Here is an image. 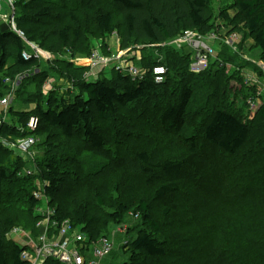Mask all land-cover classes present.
Listing matches in <instances>:
<instances>
[{
	"label": "trees",
	"instance_id": "obj_1",
	"mask_svg": "<svg viewBox=\"0 0 264 264\" xmlns=\"http://www.w3.org/2000/svg\"><path fill=\"white\" fill-rule=\"evenodd\" d=\"M94 2L97 3L96 0H92L91 3L86 0L84 4L85 6L89 5L88 8H92L91 5ZM234 2L236 8L246 15V27L253 33L256 46L264 53V0H234ZM70 3L72 8H70ZM74 3L82 4V0H14L15 21L18 29L24 32L28 40L38 44L44 50H52L51 53L56 54L54 60L49 62L34 58L24 59L22 53L27 50V44L7 24L0 23V75H3L0 77V99L6 96L1 92L2 87L6 88L2 85L1 79L4 83H6L7 77H10L12 81H19L7 73L14 67L26 68L36 65L35 67L39 68L37 64L39 62L49 63L54 69L57 67L56 61L58 69L59 64L63 63L73 73L80 72L79 78L71 73L67 76L68 82L72 83L75 88L79 85V93L75 95L72 102L66 101L65 97L63 99L57 96L29 93L25 102L35 105V107L32 110L18 111L16 108L13 112L8 111L12 117L8 123L5 122L0 127V137L11 136L16 139L33 134L38 138L41 136V131H38L40 127H43V133L47 135L53 133L57 137L58 144L51 146L55 148L53 149L55 152L48 154L49 157H52L49 159L43 157L44 165L39 160L37 165L45 176L44 191L52 202V200L56 201L55 198L66 183L65 174L71 175V171L66 168L63 172L61 171L64 167L63 163H65L64 155H67L71 161L72 155L76 151H83L85 159L90 164L88 173L94 178L107 177L111 170L115 169L104 149L107 138L94 123L95 117L108 123L115 134L119 108L142 104L147 100H154L160 106L164 104V101H160L163 95L168 93L174 95L173 103H166L162 109L158 107L161 110L159 123L162 131L181 137L190 144L193 151L197 150L201 136L207 145L218 150L221 155L227 156L226 160L221 161L218 176L215 175L212 180L215 183L207 182L206 176L198 174L200 188L197 191L202 194L194 211H198L200 215L205 213L215 215L224 228L228 223L226 220L228 214L233 215L230 228L224 233V247L219 250L212 249L191 264H264V134L251 138V122H245L241 114V112L245 114L246 105L242 106L243 110L234 112L230 105H225V100L218 99L219 95L212 92L200 93V89L194 86L193 81L202 79L208 74L207 79H210L211 82L214 74L209 70L201 74L193 73L190 70V58L187 60V57H183L175 51L170 52V48L166 50L169 52V57L166 56L164 62L157 60L151 62L148 58L142 64L152 68L160 62L167 66V78L161 84H157L151 74L142 81L133 82L130 76L120 72H117L115 80L117 86L113 84L115 81H108V78L88 80L84 76L88 67L76 66L65 58L60 59L61 56H59V54H66L68 50L75 53L81 34H89L80 28L83 21L78 19ZM112 3L122 17V30L119 32L116 30L114 11L105 10L103 6L95 9L93 22L97 33L105 40L110 37L111 32L112 34L118 33L122 49L132 44L133 46L137 44H148L149 46L164 43L174 39L180 33L192 29L209 31L213 19L209 0H112ZM48 44L49 47H46ZM107 47L103 48L105 53H108ZM94 49H91L86 57H90ZM236 52L233 50L234 54ZM226 54L233 57L231 52ZM172 68L179 80L172 78ZM257 69L262 71L260 68ZM41 71L45 74L41 79L44 84L48 80L45 76L46 73L49 74V69H41ZM223 72L226 73L225 70H222ZM226 76L228 80L231 78L240 82L243 80L238 72ZM21 84L20 79L17 86L20 87ZM254 91L253 88L243 87L240 94L242 93L246 99L245 103H248V98L254 94ZM261 95L264 97V92ZM259 115L264 120V100ZM31 116H36L39 119L38 132L35 131L38 136L27 128ZM200 117H203V122L198 124H201L199 131L201 134H198L195 124ZM78 132L81 133L82 140L76 138ZM42 144L43 142L40 143L39 140L37 146ZM0 152L10 153L1 143ZM21 158L22 156L14 160L13 155L7 158L8 162L12 163L9 164L11 171L2 160L0 162V207L5 201L4 191L10 179L15 184L24 180L31 188L33 186V190H29L27 193L29 197L26 204L29 205L27 207L31 223L29 224V221L26 220L15 222L10 217L5 221L10 224L11 230L21 227L30 230L33 236L37 237L40 232L37 223L41 216L35 213V209L40 201L33 196V191L36 189L33 180L37 178L38 172L29 175V179L19 176V168L21 169L23 164ZM123 166L131 173L145 177L148 183H157L155 200L179 193L181 190L180 180L184 163L180 158L162 159L156 150L152 153L137 150L132 155L125 157ZM201 186H204L208 192L204 193ZM210 186L211 190L209 191ZM208 203L211 205L206 206ZM51 206L56 211L55 219L59 221L70 219L73 226L80 228L88 235L89 242L106 236L94 226L95 223L100 222L101 217L97 214L89 215L84 205H76L72 212L61 211L53 204ZM204 207H206L205 211ZM118 208V213L129 209L126 204L122 203ZM149 209L150 206L145 200H141L133 208L132 212L139 216L143 214L148 227L141 229L138 237L132 243V254L127 264H159L156 259L167 256V250L160 239L161 228L151 218ZM170 211V209L165 210V215H169ZM115 217L116 221H119L121 216L115 214ZM113 220L115 219L113 218ZM235 233H238L239 237L230 240ZM10 241L7 245L4 233L0 235V264H9V261L13 264H27L21 258V253L26 248L23 242L15 239ZM244 247H249L252 250V256L245 257L242 254ZM113 253L114 250L104 261L110 256L113 257ZM45 264L62 263L50 258Z\"/></svg>",
	"mask_w": 264,
	"mask_h": 264
},
{
	"label": "rangeland",
	"instance_id": "obj_2",
	"mask_svg": "<svg viewBox=\"0 0 264 264\" xmlns=\"http://www.w3.org/2000/svg\"><path fill=\"white\" fill-rule=\"evenodd\" d=\"M88 1L89 3L92 2V0ZM96 1L97 3L94 2V4L96 3L95 5L92 3V8H88L89 5L85 6L84 2H86V0H82V4L79 5L74 3L78 19L83 21V25H81L80 28L83 31H87L89 34H81L80 39L77 41L78 49L75 53L68 50L66 54H59V56H61L60 59L65 58L73 62L76 66H83L81 61L86 58L91 49L101 48V51L104 52L103 48L106 46L109 47L110 45L108 44L111 43L112 49L115 51L116 41L113 34H117L119 37L118 33L114 32L112 34L111 32L107 40L103 39L95 29L96 26L93 22V17H95V9L100 6H103L105 10L114 11L115 26L118 32L122 30V17L112 3V0ZM209 1L210 11L213 15V19L210 23V30L199 31L197 29H192L188 31L202 35H206L208 32L212 31H216L220 35L236 33L237 37L235 42L237 45L239 43V45L237 46V52L234 54L229 46L220 43L219 40L215 43H211V47L215 48V55L212 56V66L202 73L208 70L212 71L211 73L214 74L212 75L213 80L210 82V79H207V74L205 77H202V79L194 80L193 84L200 89L199 92L202 94L212 92L215 95H219L218 99L225 100V105H230L231 110L234 112L243 110L242 106L245 104L246 112L245 114L241 112V114L245 122H251V138H255L258 135L262 136L264 134V120L260 117L259 110L263 104L264 97L258 94V90H255L253 102L245 103L246 99L240 92L244 87L243 72H246V67H248L249 70L259 68V64L264 67V53L256 46L257 44L254 40L253 33L246 27L247 17L236 8L234 0ZM3 6H7L5 1H2V7ZM70 8H72L71 3ZM20 12H22L21 9ZM184 33H180L178 36H183ZM105 41L106 43H104ZM172 41L173 38L164 43L151 44L150 47L148 44H137L134 46L132 44L129 47L123 48L124 50L122 48L120 49V42L117 47L122 52V56L125 58L126 63H135L143 66L142 64L145 63L148 58H150L151 62L154 60L164 62L166 56L169 57V52L166 51L169 48V50H171L170 52L175 51L183 57H187V60L190 58L191 63L192 57H194L191 47L185 46V44L175 45ZM46 47H49V44L46 45ZM50 52H52V50ZM230 52L233 57H229L228 54H226H230ZM53 54L54 60L56 54ZM219 58H221L222 62L218 66L217 59ZM77 59H79V61H77ZM37 64L39 68L35 67L36 65L26 68L14 67L7 72L9 73L8 75L14 79H21L22 84L20 87L17 86L18 88L16 87L14 91H12V86L4 83L3 79H1L2 85L6 87L3 88L1 86V92L9 98L10 95L12 96V103L9 107H6L5 110H9L10 112L15 111L16 108H18L17 110L24 108L32 110L35 105H30L29 108V104L25 102L29 93H37L44 96L51 95V97L57 96L63 99L65 97L66 101L69 102H72L75 95L79 93V85L77 86L78 88H75L72 83L68 82L67 76L71 73L79 78L80 72L73 73L65 67L63 63L59 64L58 69L56 61L55 64L57 67L54 69H52V65L49 63L37 62ZM224 67L226 68L223 69ZM46 68L49 69V74L47 75L46 73L45 78L50 77L52 80V87L49 92L44 91L43 86L45 83L42 84L41 81L45 75L41 69ZM222 70H225V74L230 76L238 72L243 80L241 82L233 78L228 80V77L224 72L222 73ZM117 72L118 71L110 66V68L100 69L94 74L91 70L87 69L84 76H90V78H87L88 80H105V78H108V81L113 82L116 80ZM172 78L174 80H179L173 68ZM70 82L72 81L70 80ZM113 84L117 86L116 81L113 82ZM174 100V95L169 93L163 95L160 99L161 102L164 101L163 105H166V103H173ZM163 105L159 106L156 104V101L147 100L142 104H134L127 108H119L115 134L108 123L99 117L94 118V123L99 131L107 138V144L104 149L108 158L114 164L115 169L113 168L114 170H111L109 176L102 178H94L91 176L88 173L90 164L87 159H85V153L83 151H76L72 155L71 161L67 155L63 156L65 163H63L64 167H62L61 171L63 172L66 168L71 171V175H68V173L65 174L67 178L66 183L55 198L56 201L52 200L51 204L61 211L67 210L69 212H72L76 205H84L89 215L97 214L101 217L100 222L95 223L94 226H96V229L102 231V234H106V237H111L114 242L113 257L110 256L106 261L103 260V264H127L132 254V243L138 237L139 231L148 227L147 220L143 214L137 217L136 213L132 212L133 208L136 207L141 200H145L149 204L151 218L155 220L161 228L160 239L167 250V256L158 257L156 261L159 264H191L202 258L212 249L219 250L225 245L224 233L230 228L233 215L228 214V217H226L228 223L224 228L219 218L215 217V215H208L206 213L200 215L198 211H194V208L197 207L202 194V192L199 193L197 191V189L200 188V185H198V174L206 176L207 182L212 181L215 175L218 176L221 161L226 160L227 156L221 155L218 150L207 145L206 141L201 138V136L197 150L193 151L190 144L181 137L169 135L162 131L159 117L161 114L160 109L164 107ZM158 107L160 109H158ZM11 117L12 114L9 113L7 117L8 120H10ZM202 119L203 117H200L196 120L195 126L198 134H201L199 133L201 124H198ZM38 131H41V136H38ZM38 131L35 132V134L38 136L40 143L43 142V144L41 146H34L29 153L19 154L15 150L9 148H7L10 152L9 154L0 152V162L2 160L4 165L9 167L8 169L11 168L9 164H12L7 160L9 156L13 155L15 160V158H20L23 155L21 158L23 164L21 169L19 168V173H17L19 176L21 174V177L29 179L30 176L27 174L28 170L38 172L36 174L37 178L33 180L35 188L43 187V181L45 180V176L41 173L39 166H37L38 160L44 165L42 160L43 157H48V159L51 158L52 156L49 157L48 154L55 152V150H53L55 148L51 146L59 142L53 133H51V135L43 133V127H40ZM81 136L80 132L76 134V138L80 140H82ZM0 138L9 139L8 136ZM10 138L12 140L15 139L11 136ZM1 144L4 147V144ZM137 150L148 151L149 153L156 150L162 159H182L184 170L180 180V192L155 200L154 194L157 183L150 184L145 177L131 173L123 166L125 157L132 155ZM253 156L255 157V155ZM9 171H11V169ZM212 182L215 183V181ZM33 188V186L31 188L24 180L20 181L18 184H15L12 179L7 182L4 191L5 201L0 207V235L4 233L7 245L11 242L10 240H18L15 236L16 231L13 232L10 224L5 221L8 217L12 218L15 222L26 220L29 221V224L31 223V217L28 211L29 208L27 207L29 205L26 204L29 197L27 193H29V190H33ZM201 188H203L204 193L208 192L204 186H201ZM210 190L211 186L209 188V191ZM10 191H12V193H10ZM121 203L126 204L129 209L125 212L118 213V206ZM208 205L211 204L208 203L206 206ZM205 208L206 207H204V211L206 210ZM167 209L171 210L169 215H165V210ZM115 214L121 216L119 221H116L117 218ZM113 218L115 220H113ZM17 232L20 234V237L23 238L26 234H28L29 237H34L32 232L27 229L21 228V230ZM238 237L239 234L235 233L230 240H235ZM251 252L252 250L249 247H244V252L242 254L245 257L252 256ZM89 260L92 259H88V261ZM95 261H97V259H95ZM9 264L13 263L9 261ZM100 264L102 263L100 262Z\"/></svg>",
	"mask_w": 264,
	"mask_h": 264
},
{
	"label": "built area",
	"instance_id": "obj_3",
	"mask_svg": "<svg viewBox=\"0 0 264 264\" xmlns=\"http://www.w3.org/2000/svg\"><path fill=\"white\" fill-rule=\"evenodd\" d=\"M2 1H5L7 6L2 7ZM15 16L16 8L14 0H0V23L7 24L12 31L16 32L25 41L28 48L22 53L24 59L28 60L34 58L45 62L53 60V54L51 52L44 50L38 44L28 40L24 32L18 29ZM186 32L184 35L182 34L183 36L180 35L175 37L172 42L175 43V45L185 44V46L191 47L194 57H192L190 70L193 73H202L212 66V56L215 55V48L211 47V43H215L219 40L220 43L229 46L233 50H238V45L235 42L237 37L236 33L220 35L216 31H212L208 32L206 35H202L192 33L191 31ZM113 36L116 41L115 51L112 49L111 43L107 48L108 53L102 52L101 48L95 49L90 57H86L88 62L86 67L89 68L88 70H91L94 74L100 69L103 70L111 66L114 70L130 76L133 82L142 81L149 74L153 76L157 84L166 81L168 68L160 62L156 63L152 68L137 65L135 63H126L120 51L121 47L120 49L117 47L120 44V37H118L117 34H113ZM150 46L151 45H149V47ZM221 62V58L217 59L218 66ZM258 66L262 71H258L257 69L249 70L248 67H246V72H243L244 86L258 90V94H261L264 92V67L260 66V64ZM86 78H90V76ZM6 83L12 86V91H14L18 85V82L12 81L10 77L6 78ZM51 84L52 80L48 78L43 86L45 92L51 90ZM253 100L254 94L248 98V102L251 103ZM10 102L11 95L10 98L5 96L0 99V127L7 122L8 110H5V108L9 107ZM1 113L3 114L1 115ZM38 125V117L31 116L27 125L28 130L34 133ZM8 138V140L0 138V142L3 143L6 148L15 150L19 154L29 153L39 141V138H36L33 134L14 140L10 137ZM35 172L36 171L28 170L27 174L34 175ZM33 196L40 201L35 209V213L41 216L37 223V227L40 228L39 234L37 237H29L28 234H26L23 238L20 237V234L17 232L21 230V227L13 228V232L16 231L15 236L18 241H22L26 247L21 253V258L27 264H45L50 258H54L62 264H100V262L102 263L114 250V242L111 237L102 236L95 241L89 242L90 238L88 235L82 232L80 228L73 226V222L70 219H64L62 221L55 219L54 215L56 211L51 206L50 199L44 191V185L43 187H37L33 191ZM136 215L139 217V214L136 213ZM88 259L92 260L88 261ZM95 259H97V261H95Z\"/></svg>",
	"mask_w": 264,
	"mask_h": 264
},
{
	"label": "crops",
	"instance_id": "obj_4",
	"mask_svg": "<svg viewBox=\"0 0 264 264\" xmlns=\"http://www.w3.org/2000/svg\"><path fill=\"white\" fill-rule=\"evenodd\" d=\"M133 52V51H132ZM77 61H79V59H77ZM78 63H80V62H78ZM81 63H82V65L83 66H87L88 65V62H87V58H85V59H83L82 61H81ZM31 106H32V104H31ZM34 106V105H33ZM29 108H30V105H29ZM22 110H28L27 108H24V109H21L20 111H22ZM19 111V110H18Z\"/></svg>",
	"mask_w": 264,
	"mask_h": 264
},
{
	"label": "clouds",
	"instance_id": "obj_5",
	"mask_svg": "<svg viewBox=\"0 0 264 264\" xmlns=\"http://www.w3.org/2000/svg\"><path fill=\"white\" fill-rule=\"evenodd\" d=\"M20 83V80L18 81V84ZM17 87V86H16ZM262 94V93H261ZM12 103V96H11V102L10 104ZM10 106V105H9ZM18 109V108H17ZM0 110H1V107H0ZM9 111V110H8ZM7 123H8V118H7Z\"/></svg>",
	"mask_w": 264,
	"mask_h": 264
},
{
	"label": "snow or ice",
	"instance_id": "obj_6",
	"mask_svg": "<svg viewBox=\"0 0 264 264\" xmlns=\"http://www.w3.org/2000/svg\"><path fill=\"white\" fill-rule=\"evenodd\" d=\"M158 71H162V70H158Z\"/></svg>",
	"mask_w": 264,
	"mask_h": 264
}]
</instances>
